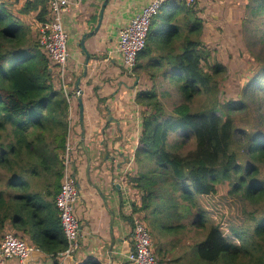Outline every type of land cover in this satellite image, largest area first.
Returning <instances> with one entry per match:
<instances>
[{
	"label": "trees",
	"instance_id": "trees-1",
	"mask_svg": "<svg viewBox=\"0 0 264 264\" xmlns=\"http://www.w3.org/2000/svg\"><path fill=\"white\" fill-rule=\"evenodd\" d=\"M21 1L0 0V237L11 225L20 239L57 257L67 248L56 197L63 182L59 158L67 147L70 105L64 93L54 89L50 58L20 16L34 12L36 21L43 23L50 16L49 2L26 0L14 13L10 6ZM255 4L260 8L251 17L260 19L263 27L247 32L259 36L264 50V0ZM246 7L250 9V5ZM154 20L158 27L152 26L146 48L138 57L139 70L158 80L165 74L184 76L179 91L186 101L175 108L173 118H164V106L154 86L139 95L138 101L145 103L149 115L144 118L136 157L144 156L142 168L150 163L156 167L134 179V188L143 195L141 204L133 205L134 212L148 213L155 203L161 213L172 207L173 222H167V216L163 225L156 209L148 222L163 235H175L178 224L179 229L184 228L183 218L199 209L197 197L216 195L220 186L228 185L229 196L251 207L247 224L240 230L231 228L232 238L218 225H211L197 246V261L189 264H264V60L259 64L264 53L261 57L253 54L258 74L245 88L244 100L220 101L218 76L226 70L221 63L210 65L211 58L215 59L202 43L205 24L196 0L193 6L182 3L168 12L164 7ZM161 61L166 62L165 67ZM202 94L213 100L203 110L193 111L190 103ZM243 109L247 119L241 126L234 113ZM172 135L183 137L178 150L193 141L194 151H170ZM178 193L187 205L178 202ZM157 215L162 225L151 220ZM204 215L195 216L198 226L207 223ZM158 253L163 257L160 264L181 263V259L167 262V250Z\"/></svg>",
	"mask_w": 264,
	"mask_h": 264
},
{
	"label": "rangeland",
	"instance_id": "rangeland-1",
	"mask_svg": "<svg viewBox=\"0 0 264 264\" xmlns=\"http://www.w3.org/2000/svg\"><path fill=\"white\" fill-rule=\"evenodd\" d=\"M166 2L168 0H165ZM173 0H170L168 2H171ZM178 3L177 0H174ZM262 0H196V5L198 6L199 16L203 19L205 24V30H204V36L202 38V43L212 55V57L215 59V61H212L210 65L212 66L214 63H221V65L225 68L226 73H221L218 78H220L219 86H218V92L217 96L220 97V101H238L240 98L241 100H244L245 96V88L249 85L251 81H253L258 74V66L257 64L252 60L253 54L258 55L261 57L262 53H264V50L262 49V46L259 44L260 38L258 35L249 34L247 30H252L255 28L262 29V21L260 19H253L251 17L252 12L254 10H257L260 8V5H256V2H261ZM26 0H22L20 4H14L10 6V9L16 13L17 9L21 8L22 5ZM195 4V3H194ZM192 4L191 6H193ZM247 5H250V9H247ZM170 6L168 5L165 7V11H170ZM22 19L25 20V22L28 24L29 29H31L32 34L34 37L37 38L39 43V30L37 27V24L39 23L36 21V14L34 12L31 13H25L23 15H20ZM258 20V21H256ZM245 23V24H244ZM37 27V28H36ZM40 45V43H39ZM41 47V46H40ZM176 47V45H175ZM42 52L47 56V50L41 47ZM49 57V55L47 56ZM50 58V57H49ZM157 60H160L156 58ZM263 60L260 58L259 64H263ZM51 67L53 69V75L55 78L54 83V89L61 93L64 92V84L66 86V89L68 93H71V90H75V86H73V83L69 81L68 73L65 74V77L60 75V68L57 66V64L49 59ZM170 62H175V59L169 58ZM161 65L165 67V61H161ZM134 71L133 75H126L123 76V79L120 81H116V79L113 82V85H109V82L104 81L103 84L99 82L98 88H96L95 91H98V93L104 98L101 99L102 101L97 102L100 104H103L105 107L112 108L113 104L115 102H120V99L122 96L127 97L128 90L124 88L126 83L133 87L137 83V77H141V79H138L139 84L137 83L138 87V94H135L131 99L133 101V104L136 106H140L142 104H145L144 102L141 104L138 99L140 98L139 95L143 93L144 91L151 90L154 86V88L157 89L158 96L161 99V103L164 106V118H169L172 116H175L173 112H175V108L180 106L181 104L185 103L186 99L180 93L179 87L181 83V79L184 77L177 76L173 74L171 77H169V74H165V78L162 76L158 79H155L152 75V77L142 74L138 68ZM72 65L71 63L68 64V69L70 71ZM205 72H209L208 66L204 65ZM171 68H168L170 70ZM127 71L125 70V73ZM162 74V73H161ZM107 76L105 71H99L96 74L97 79L104 78L106 79ZM182 77V78H180ZM113 80V79H112ZM162 80V81H161ZM123 83V84H122ZM104 85V87H103ZM105 88V89H104ZM124 88V89H123ZM85 88H82L84 91ZM76 91V90H75ZM105 91V92H104ZM122 92V93H121ZM123 94V95H122ZM66 96V93H65ZM90 93L89 90L85 92L84 95V103L85 106L90 105L92 107L89 100ZM143 98L144 95H141ZM67 98V96H66ZM213 100L212 96H207L205 94H202L200 96H196V98L190 103L191 108L193 111L203 110L205 105H209V103ZM67 101L68 98H67ZM73 104L77 108V99L74 100ZM96 104V105H97ZM95 105V106H96ZM141 108V106H140ZM142 108H144V114L141 121L140 126V133L139 138L141 139V133H142V125L144 122V118L149 115L146 114L145 111L147 109L145 106L142 105ZM244 109L237 111L234 113L236 123L238 125L243 126L244 121L247 119L244 114ZM111 120H108V125L102 128V132L104 131L105 134L108 136L107 138L112 143L113 141H116L112 144V149L115 152L116 159L118 158V151L121 152L120 147L118 145H123L124 151L120 154V157L125 158L126 164L128 167V176H130V182L132 183L131 187H135L134 179L140 178L142 176V172H146L149 169H152L156 167L154 164H148L147 168H142L141 163L145 160L144 156L142 157H136V151L138 148H135L134 150H129L126 145H129L127 141H124L126 136L128 135L127 140H132L133 138V128L136 127V124L132 121L131 123L127 124V127H122L121 133L116 134L118 132L119 125H116L114 123V117L113 115L109 116ZM173 118V117H172ZM163 120V118H162ZM254 123V119H252ZM74 128V127H73ZM72 132L68 135V140H70L69 145L72 148L73 157H74V169L77 171L78 163H79V152L75 150V147L77 145L76 139L77 135ZM76 129V128H75ZM126 129L128 131L126 132ZM106 130V131H105ZM119 133V132H118ZM173 134V133H172ZM178 134V133H176ZM138 137V135H136ZM134 137V140H136L137 137ZM91 132L88 128V136H87V148L89 147ZM136 140V142L139 144V139ZM67 140V142H68ZM99 143H104L103 141H99ZM117 143V144H116ZM183 143V137L177 138L175 135H172L168 142V149L170 151H176L182 154L189 153L191 151H194L195 145L192 141L188 146H185L181 148V150H178L177 147L180 146ZM238 145H242V142L236 141ZM115 144V145H114ZM174 146V147H173ZM68 147V145H67ZM66 147V148H67ZM106 150H104L106 153H109V149L106 146ZM140 147V146H139ZM111 150V149H110ZM118 150V151H117ZM66 151V150H65ZM84 150L81 151L82 156H84L83 153ZM61 153V152H60ZM65 154V153H64ZM63 157L62 154L59 159L62 158V165H63ZM104 166L102 167V172H106L108 168H110L109 163L111 166H114L113 161L109 158V155L106 156ZM109 162V163H108ZM125 164V163H123ZM116 169L118 170L119 164L115 165ZM82 173L81 179H79L80 182H83L81 186L83 187L82 195L85 196L86 199V206L90 207V214L95 219H98L100 212L102 209V204L99 202L98 199L95 198V201H89L86 195H89V193H93L92 190L89 189L88 185H92L91 182H87L85 184L84 176V170H80ZM264 177V175H263ZM166 178V177H165ZM137 189V188H135ZM230 187L228 185H223L218 188V193L216 195L212 196H205V197H197L196 199L200 202L198 208L194 214L187 216L183 218L182 225L184 228L179 229V224L177 225L178 231L175 233V235L167 233L162 234L160 231H155V229H152L149 226L150 221V213L156 209L158 212V215H162V218L169 216L167 222H173V208L169 207L164 213H161L162 209H159V204H156L151 208V210L148 213H138L135 217H140L139 219H142L146 226L148 227L150 234L152 236V251L155 254L158 262L163 260V257L158 253L159 249H162L163 251L167 250V262L173 261L176 259H181V263L179 264H189L190 262L197 261V246L199 243H201L211 227V225H218L223 232V234L227 237L232 238L230 229L236 228V229H242L244 228V225L247 224V213L251 211V207L244 204V202L239 201L238 199H235L228 195ZM138 190V189H137ZM142 191L138 190L136 199L137 203L141 202L142 199ZM100 197V196H99ZM178 202L182 203L184 205H187V203L182 200V198L179 196V193L177 194ZM102 200V199H101ZM104 204V203H103ZM84 209V207L82 206ZM206 213L207 216H203V218H208L207 223L204 227L198 226L199 221L195 223L198 219L195 218V216L199 213ZM82 210L77 205L76 210L74 212V216L78 219H82ZM155 216L152 217L151 220H157V225L159 224V217ZM135 217L133 218V222L135 220ZM90 220V219H89ZM166 223V220H163V225ZM195 223V224H194ZM173 226V225H171ZM34 230V227L32 228ZM6 230L4 232V236L0 237L1 240L4 239L5 235L8 233H14L16 234L15 230L11 225H7L5 227ZM158 238L159 242L156 244V241L154 239ZM157 240V239H156ZM1 244V243H0ZM16 260H19L17 258H13ZM11 259H5L8 262H10Z\"/></svg>",
	"mask_w": 264,
	"mask_h": 264
},
{
	"label": "crops",
	"instance_id": "crops-1",
	"mask_svg": "<svg viewBox=\"0 0 264 264\" xmlns=\"http://www.w3.org/2000/svg\"><path fill=\"white\" fill-rule=\"evenodd\" d=\"M104 1L105 0H71L69 11L62 15L64 29L69 35L68 48L71 58L68 64L71 63L72 65L70 71L68 69L67 73L69 74V81L73 83L75 88L78 78L81 77L84 72V63L86 60V54L82 51L80 46L81 38L84 34L92 32L97 26L100 10ZM152 1L153 0H111L105 10L100 31L85 44L90 54V62L88 64L87 75L81 81V89L85 88L84 91L82 90L83 103L85 92L88 89L90 93L89 104L92 105V107H90V105L85 106L84 103L85 136H83V127L80 124L81 118L78 97L75 96L79 91L77 89H75L76 91L71 90V93L66 91L69 95L68 103L70 105L68 117V126H70L69 134L74 127L73 133L77 135L75 150L79 152V163L76 174L80 197L77 205L83 212L81 216L82 219L78 218L81 226V235L76 255L72 259L62 262L58 256L54 257L53 255L43 252L38 248V244H30V241L26 239L25 242L32 247L31 257L24 262L13 259L7 264H130L126 257L134 248L133 218L138 214L134 212L133 205L136 204L139 206L141 202L137 203L136 195L138 190L131 187V177L127 175L128 167L126 160L123 158L124 156L120 157V154L124 151L123 145H118L116 143L118 147L121 146V152L119 153L117 150L119 155L116 159L115 152L112 149V144L116 141L110 143L111 139L109 140L105 132H102V128L108 125V120H111L109 116L113 115L114 123L120 126L118 127L119 133L116 132V134H120L122 137V127H127V124L133 121L136 124V127L132 130L133 138L132 140H127V135L124 141L129 143V145H126L129 150H134L139 147L140 140L139 144L136 140H138L141 131L140 126L144 108H142V105H140L141 108L140 106L134 105L131 98L135 94H138L137 83L139 84L138 79L140 80L141 77H137V83L133 87L126 83L124 88L128 90L127 97L122 96L120 102H115L112 108L105 107L100 103L97 104V102L102 101L101 99L104 98L95 90L98 88L99 82L103 84L106 80L105 83L109 82L111 86L115 79L116 81H120L123 79V76L128 75L127 72L125 73L121 56L115 54L119 31L126 28L131 20L137 14L141 13L144 7L149 5ZM168 1L164 4V7L170 4L172 5L170 6L172 10L182 5L174 0L171 2ZM154 21L152 26L158 27ZM41 24L42 23L39 21L37 24L38 30ZM102 70L105 71L106 75L110 74L111 76H107L106 79H97L96 74ZM75 99H77L78 102L77 108L73 104ZM88 128L91 132V137L89 147L87 148ZM127 131L128 129H126V132ZM136 135H138V137ZM135 136L137 137L136 140H134ZM103 140L105 144H100L99 141ZM106 144L109 153L104 151L106 150V147H104ZM82 150H84V156H82ZM107 155H109V158L113 161L114 166H111L108 162L110 168L104 173L102 172V167L104 163H107L104 161ZM117 164H119V168L115 170V165ZM81 169L84 170L83 178L85 179V184H87L88 181L92 184L90 186L88 185V187L93 193H89L86 197L89 201H91V199L95 201L96 198L102 204L103 210H101L98 219H94L92 215H89L90 207L86 206L87 201L85 196L82 195L83 187L81 184L83 179L82 182L79 181L82 175L80 172ZM112 183H114L113 187L111 186ZM116 185H120L121 188L117 189ZM33 231H35V228L34 230L32 229V232ZM38 237L40 238V233Z\"/></svg>",
	"mask_w": 264,
	"mask_h": 264
},
{
	"label": "built area",
	"instance_id": "built-area-1",
	"mask_svg": "<svg viewBox=\"0 0 264 264\" xmlns=\"http://www.w3.org/2000/svg\"><path fill=\"white\" fill-rule=\"evenodd\" d=\"M191 6L195 0H177ZM50 16L40 25L39 43L47 50L52 61L60 68V75L65 77L68 71V63L71 55L68 48L69 35L63 26L62 15L69 11L71 0H48ZM165 0H153L145 6L141 13L137 14L130 24L119 31L115 54L121 56L123 66L129 75H133L137 68L138 57L145 50L147 39L152 28V22L164 7ZM64 84V92L67 98ZM79 93L75 94L78 97ZM69 100V98H68ZM68 140L63 157V182L56 197V207L60 214L61 225L65 234L67 248L59 253L60 261L65 262L72 259L79 248L81 226L79 220L74 216L76 205L79 201V184L74 169V157ZM140 217H135L133 222L134 248L127 255L130 264H160L152 251V236L145 222ZM32 254V247L20 239L14 233H8L0 244V264H7L5 259L17 258L21 262L27 261Z\"/></svg>",
	"mask_w": 264,
	"mask_h": 264
},
{
	"label": "water",
	"instance_id": "water-1",
	"mask_svg": "<svg viewBox=\"0 0 264 264\" xmlns=\"http://www.w3.org/2000/svg\"><path fill=\"white\" fill-rule=\"evenodd\" d=\"M111 0H105L103 5H102V8L100 10V17H99V22L97 24V26L95 27V29L90 32V33H86L82 36L81 38V49L82 51L85 52L86 54V60H85V63H84V72L82 74L81 77L78 78L77 82H76V89L79 91V95H78V102H79V106H80V124L81 126L83 127V136H85V129H84V103H83V91L81 89V81L84 77H86L87 75V72H88V64L90 62V54L88 53L87 49H86V42L95 37L97 35V33L100 31L101 29V26H102V23H103V20H104V14H105V10L108 6V4L110 3ZM111 186L113 187L114 186V183L111 184ZM117 189L121 188L120 185H116Z\"/></svg>",
	"mask_w": 264,
	"mask_h": 264
},
{
	"label": "flooded vegetation",
	"instance_id": "flooded-vegetation-1",
	"mask_svg": "<svg viewBox=\"0 0 264 264\" xmlns=\"http://www.w3.org/2000/svg\"><path fill=\"white\" fill-rule=\"evenodd\" d=\"M75 172H76V170H75Z\"/></svg>",
	"mask_w": 264,
	"mask_h": 264
}]
</instances>
